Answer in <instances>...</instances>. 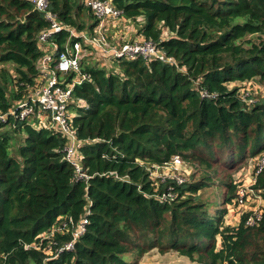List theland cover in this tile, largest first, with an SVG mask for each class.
Segmentation results:
<instances>
[{
    "label": "trees",
    "instance_id": "obj_1",
    "mask_svg": "<svg viewBox=\"0 0 264 264\" xmlns=\"http://www.w3.org/2000/svg\"><path fill=\"white\" fill-rule=\"evenodd\" d=\"M111 1L120 19L135 23V36L173 62L110 57L108 69L80 60L88 78L74 85L68 106L88 179L75 177L59 133L11 115L0 120V264H137L153 248L197 264H264V207L253 226L244 225L246 214L237 226L224 224L233 175L223 183L222 209L197 195L213 178L206 170L233 172L264 150V93L246 103L239 87H228L264 81V0ZM48 10L64 26L49 36L57 53L80 40L70 29L96 25L83 0H48ZM47 27L30 0H0L1 113L37 84ZM173 155L192 164L191 175L203 166V175L154 185L148 168ZM255 187L264 198V168ZM168 190L173 199L159 198ZM68 217L87 222L72 248L59 250L70 232L40 235ZM130 252L133 261L124 258Z\"/></svg>",
    "mask_w": 264,
    "mask_h": 264
},
{
    "label": "built area",
    "instance_id": "obj_2",
    "mask_svg": "<svg viewBox=\"0 0 264 264\" xmlns=\"http://www.w3.org/2000/svg\"><path fill=\"white\" fill-rule=\"evenodd\" d=\"M30 2L34 9L43 13L49 22V27L45 28L39 35L40 47L44 51L37 65L40 73L35 87L29 90L24 99L16 102L5 113L0 112V120L5 121L7 115H11L20 120L30 121L34 128H45L59 133L66 140L64 159L74 168L75 177L88 179V175L81 171V155L78 151L81 141L77 138L76 128L72 124L73 113L68 106L72 102L71 93L74 85L88 78L86 73L80 72L82 49L84 47L96 48L102 55L126 60L136 57L155 58L170 63L173 60L158 50L155 43L143 38L110 45L105 39L104 33L109 22H113L115 19L119 20L122 13L113 5L111 0H83L85 7L92 12L96 25L91 32L81 31L79 34L74 29H70V33L79 37L80 40L73 42L72 45L67 42L64 49L57 53V44L50 40L49 36L61 31L64 26L57 21L56 15L48 10V0H30ZM70 73H75L71 80L67 78ZM242 94L241 92L240 95L246 103L253 101L249 97V93ZM191 167L192 164L187 160L185 161L180 155H173L161 165H152L148 171L153 184L156 186L166 179H173L181 184L188 179L187 175L191 171ZM263 168L264 150L251 157L246 164L235 171L233 177H238L237 181L233 180L236 186V195L227 204L229 206L226 207L224 224L227 225L226 214H230L234 210L237 212L236 215L246 214L244 217V225L246 226H253L261 220L264 198L261 195V190L255 187V183ZM108 174L116 176L114 171H110ZM159 198L170 200L174 198V193L168 190V192L162 193ZM86 222L84 217L75 223L72 217H68L59 220L40 236L44 239L52 237L55 233L70 232L71 240L59 250L71 249L75 239L84 231ZM24 247L29 248L30 245L25 244Z\"/></svg>",
    "mask_w": 264,
    "mask_h": 264
},
{
    "label": "rangeland",
    "instance_id": "obj_3",
    "mask_svg": "<svg viewBox=\"0 0 264 264\" xmlns=\"http://www.w3.org/2000/svg\"><path fill=\"white\" fill-rule=\"evenodd\" d=\"M87 8V7H86ZM83 19L87 20V11H83ZM87 24L89 21H86ZM115 22V23H114ZM136 25L133 22H124L122 19L118 20L115 19L113 22H109L107 29L104 33L105 39L110 45H118L126 41H130L134 39V36L136 34ZM113 32L117 33L116 35L113 34ZM251 39L256 40L255 35L249 36ZM93 48L90 49H82L81 54V60L84 59L85 61L89 63H98L99 65L103 66L106 65V67L114 68L111 65L110 57L107 55H102L100 53H97L92 51ZM237 86L239 87L240 93L242 92V95H245L246 93L250 94L249 97L253 100L259 99L263 93H264V81H261L259 78H253L248 81H234L230 82L228 84V87ZM263 151V150H262ZM262 151H260L258 154H260ZM12 153L14 154V149L12 150ZM257 154V155H258ZM256 156V155H255ZM254 157V156H253ZM251 157H248L247 160H249ZM247 160L244 164H246ZM186 161V160H185ZM199 165V164H198ZM201 170H197L196 173L192 174V167L191 171L188 172L187 177H191V180L198 179L203 175V166L199 165ZM214 170H216V174L214 173ZM150 171L152 169L150 168ZM236 169L231 172L228 170L227 172L223 171L221 169L220 164H216L213 166V169H208L206 172L211 173V182H209V186L202 188L197 192V195L201 198V200H207L210 204V208L216 207V209H222L224 206L222 204V199L224 196V193L226 192V188L223 186V183L227 180V175H233L235 173ZM218 172V173H217ZM231 172V174H230ZM227 173V174H226ZM214 175V176H212ZM232 180L238 179L237 176L231 177ZM229 206V205H228ZM226 205V207L228 208ZM236 211H232L230 214H226V223L229 226H237L238 222L241 220L240 215H236ZM229 214V216H228ZM223 221H225V218L223 216ZM217 241V246H218ZM137 257V254L135 252H130L124 255V258L127 261H133ZM137 264H197L195 260H192L186 255L180 254L177 251L174 250H168L159 252L158 248H153L148 250L147 252H144L143 255L138 259Z\"/></svg>",
    "mask_w": 264,
    "mask_h": 264
},
{
    "label": "crops",
    "instance_id": "obj_4",
    "mask_svg": "<svg viewBox=\"0 0 264 264\" xmlns=\"http://www.w3.org/2000/svg\"><path fill=\"white\" fill-rule=\"evenodd\" d=\"M114 35H116L117 33L113 32ZM142 37H139V36H134V39H140Z\"/></svg>",
    "mask_w": 264,
    "mask_h": 264
}]
</instances>
